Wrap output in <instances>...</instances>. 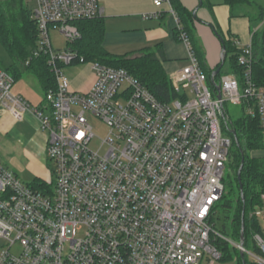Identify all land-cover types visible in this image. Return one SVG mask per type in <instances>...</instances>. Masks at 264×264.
Returning a JSON list of instances; mask_svg holds the SVG:
<instances>
[{"label": "built area", "instance_id": "1", "mask_svg": "<svg viewBox=\"0 0 264 264\" xmlns=\"http://www.w3.org/2000/svg\"><path fill=\"white\" fill-rule=\"evenodd\" d=\"M24 2L33 3L38 29L33 56L46 57L56 88L44 108L33 106L11 92L14 80L0 68V108L15 120L26 112L37 118L54 179L25 183L0 163V264H213L221 258L217 239L264 264L263 236L253 235L260 251H249L211 221L231 144L222 132L224 105L249 100L246 111L259 115L264 130V86L251 81V43L237 59L243 86L225 73L218 98L169 0H152L169 5L187 48V63L169 77L176 95L160 100L125 69L72 49L80 38L73 22L101 16L98 0ZM52 30L64 36L65 49L54 48ZM81 64L95 76L87 91L71 89L64 72ZM89 117L106 126L98 148L90 146Z\"/></svg>", "mask_w": 264, "mask_h": 264}, {"label": "trees", "instance_id": "2", "mask_svg": "<svg viewBox=\"0 0 264 264\" xmlns=\"http://www.w3.org/2000/svg\"><path fill=\"white\" fill-rule=\"evenodd\" d=\"M221 1L228 6L230 17L243 15L248 18L252 29L251 81L258 86H264V29L259 28L264 20V6L257 0ZM169 2L178 17L181 29L186 32L191 42L200 68L205 73L211 89L214 88L215 84L211 81V75L220 67L221 62L213 68L207 64L205 51L198 43L195 31V22H201V20L193 15V10L186 9L179 0H169ZM213 4L212 0H201L200 5L212 9ZM73 24L77 27L80 38L74 41L72 49L87 61L125 69L160 100H169L176 95L163 67L165 57L161 43L142 48L137 52L116 55L109 53L103 45L105 27L102 16L78 19ZM211 28L215 35L218 34L221 37V45L224 47V63L214 76V82L219 83L223 74L231 73L239 80L242 87L244 68L237 61L241 47H238L233 40L226 39L213 25ZM174 34L179 40L177 26ZM37 40L38 29L32 17V10L27 3L24 0H0V44L9 57L8 66L2 65L0 61V68L6 70L14 82L25 74L33 75L40 85L43 94V103L40 107L44 108L46 106L45 94L49 90H54L56 83L54 75L47 65L46 57L44 55L33 56ZM226 62L228 70L223 72L222 68ZM249 105L250 101L244 100L240 104V115L237 117H232L225 109V105L223 108L222 132L224 136L230 139L229 156L231 157L229 162L225 164V173L222 179L224 190L220 200L213 207L211 221L214 229L219 231L216 227L215 217L216 212H219L222 215L221 229L224 230L226 223L229 222L232 237L236 239L235 242H239V233L243 223L244 247L248 249L251 246L253 251L259 252L253 235L260 234L263 236L255 212L258 210L257 208L264 209L262 198L264 195V155H253L251 152L264 151V130L261 127L259 115L247 113L246 110ZM240 149L243 155L240 153ZM242 156L240 182L244 201L241 200L237 174ZM43 181L37 177L33 179L36 185H41ZM221 233L223 234V232ZM214 243L221 253L220 260L231 258L226 242L217 239ZM234 250L238 264H242L240 250L235 247ZM244 260L245 264H255L249 262L245 255Z\"/></svg>", "mask_w": 264, "mask_h": 264}, {"label": "crops", "instance_id": "3", "mask_svg": "<svg viewBox=\"0 0 264 264\" xmlns=\"http://www.w3.org/2000/svg\"><path fill=\"white\" fill-rule=\"evenodd\" d=\"M179 1L188 10L196 9V16L201 22H195V31L198 43L200 41L202 43L200 45L205 51L206 61L210 68L221 62V42L213 32L211 25L216 27L226 39L233 40L238 47L251 43L252 29L248 18L243 15L230 17L228 6L221 0H212L214 2L212 9L199 5V0ZM257 1L264 6V0ZM98 2L102 9L101 16L105 27L103 45L109 53L121 55L137 52L142 48L161 43L165 57L163 67L169 77L187 63V48L175 37L176 19L168 4L164 3L157 8L153 5L152 0H98ZM259 28L264 29V20ZM214 48L217 49V53ZM85 75V79L70 80L71 89L89 90L95 76L88 66H86ZM35 88L41 93V99L35 103L19 92L16 94L21 95L33 106H41L43 94L38 82ZM25 120L37 131L32 138L25 139L19 134L18 143L22 145L24 151L33 161H42L43 157H46L47 134L42 135L38 131L41 129L37 118L31 112H26L21 120H15L10 113L0 108L1 132L8 133L11 131L13 123ZM251 154L264 155V151H254Z\"/></svg>", "mask_w": 264, "mask_h": 264}, {"label": "rangeland", "instance_id": "4", "mask_svg": "<svg viewBox=\"0 0 264 264\" xmlns=\"http://www.w3.org/2000/svg\"><path fill=\"white\" fill-rule=\"evenodd\" d=\"M29 8L33 7V3L27 4ZM50 37L52 39V44L56 49H65L67 47L68 42L64 38V36L58 31L52 30L50 32ZM199 44L202 45L201 41ZM217 53V49L214 48ZM0 61L2 65L8 66L9 57L4 50V48L0 44ZM223 72L228 70L227 62L224 64L222 68ZM86 65L81 64L78 66L70 65L64 68V72L69 78V80L76 79H85ZM37 80L35 77L31 75H24L22 78L18 79L13 83L11 88V92L16 94L17 92L23 94L25 97L31 100V102L35 103L36 101L41 99L40 90H35V85H37ZM35 106V105H34ZM225 109L232 117H237L240 115V105L226 103ZM90 123L93 125V131L96 137L91 142L92 148H98L100 138L105 136L106 126L98 119L89 117ZM40 128V127H39ZM36 129H33L32 125L25 121L13 123L11 131L8 133H4L0 131V163L5 165L8 169L13 171L21 181L28 183L31 182L35 177H41L45 182H48L50 179H54L52 175V164L46 160V157H43L42 161H33V159L24 151L21 144L18 143L20 139L19 134L24 136V138H32ZM42 135H46V131L38 130ZM105 148H101V152L104 151ZM229 154L227 157L226 164L230 160ZM39 165H38V164ZM50 174V175H49ZM264 201V199H263ZM260 210V208H257ZM216 227L219 231L223 232V234L230 240L236 241L235 238L232 237V229H230V223H226L225 229H221L222 224V215L219 212H216ZM259 224L261 226V230L264 237V209H262L261 215L258 216ZM250 243V242H249ZM251 244V243H250ZM16 249H13L15 251ZM249 251H253L251 246L248 247ZM228 252L230 254V259L228 260H215L213 264H238L237 257L235 255L234 247L231 243H228ZM249 262H253L252 258L248 255H245Z\"/></svg>", "mask_w": 264, "mask_h": 264}, {"label": "water", "instance_id": "5", "mask_svg": "<svg viewBox=\"0 0 264 264\" xmlns=\"http://www.w3.org/2000/svg\"><path fill=\"white\" fill-rule=\"evenodd\" d=\"M200 4H201V0H199V5ZM192 13H193V15H196V9H194L192 11ZM216 36L219 38V40H220V42L222 44L221 37L218 34ZM220 59H221L220 67L217 68L211 75V81L214 84H215V82H214L213 78L219 72L220 68L222 67V65L224 63V47H223V45H221ZM215 87H216V91H217V97L220 98V85L216 83ZM240 153L243 155V152H242L241 149H240ZM242 164H243V156L241 158V163H240V167L238 169V173L237 174H238V180H239V190H240L241 200L244 201V196H243V193H242V186H241V182H240V170H241ZM243 242H244V229H243V223H242L241 230H240V233H239V244H240V246H243ZM239 253H240L242 264H245L243 252L240 251Z\"/></svg>", "mask_w": 264, "mask_h": 264}]
</instances>
